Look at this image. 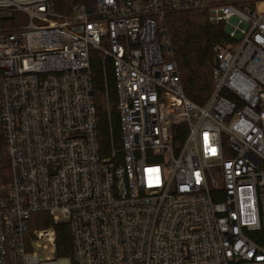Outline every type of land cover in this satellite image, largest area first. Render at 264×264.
Wrapping results in <instances>:
<instances>
[{"label": "built area", "instance_id": "1", "mask_svg": "<svg viewBox=\"0 0 264 264\" xmlns=\"http://www.w3.org/2000/svg\"><path fill=\"white\" fill-rule=\"evenodd\" d=\"M262 2L0 0V264H57L37 213L67 224L73 264H264ZM195 11L234 39L203 104L163 24ZM94 49L116 90L106 147Z\"/></svg>", "mask_w": 264, "mask_h": 264}, {"label": "trees", "instance_id": "2", "mask_svg": "<svg viewBox=\"0 0 264 264\" xmlns=\"http://www.w3.org/2000/svg\"><path fill=\"white\" fill-rule=\"evenodd\" d=\"M163 24L171 42L173 59L177 64L184 93L194 102L203 104L211 92L210 70L214 49L233 42L234 39L226 33L222 23L210 24L204 11L170 14L166 16ZM90 73L99 116L101 142L106 147L111 137H114L116 142L119 139V119L115 110L116 90L113 73L109 61L103 62L102 53L98 49L90 53ZM180 126L184 125L175 127ZM32 220L35 228L53 226L56 234L55 253L71 255V234L66 223H53L45 213L34 214Z\"/></svg>", "mask_w": 264, "mask_h": 264}, {"label": "rangeland", "instance_id": "3", "mask_svg": "<svg viewBox=\"0 0 264 264\" xmlns=\"http://www.w3.org/2000/svg\"><path fill=\"white\" fill-rule=\"evenodd\" d=\"M263 6H264L263 3L259 4V8H261ZM223 28L226 31V27L224 25H223ZM178 128H183V126H180ZM34 225H35V223L32 220L31 223H30V227L31 228H35ZM37 251L38 252L42 251V253H40V256L42 258H45L47 256V257H49L51 259H55L57 264H73L71 255H60V254H57V253H53L50 250V248L44 249V250H42L41 248H37Z\"/></svg>", "mask_w": 264, "mask_h": 264}, {"label": "bare ground", "instance_id": "4", "mask_svg": "<svg viewBox=\"0 0 264 264\" xmlns=\"http://www.w3.org/2000/svg\"><path fill=\"white\" fill-rule=\"evenodd\" d=\"M263 3V2H262ZM260 4V3H259ZM264 4V3H263ZM262 8V7H261Z\"/></svg>", "mask_w": 264, "mask_h": 264}]
</instances>
